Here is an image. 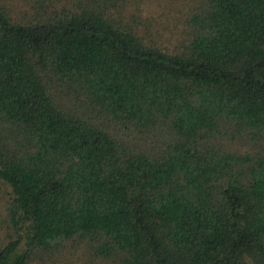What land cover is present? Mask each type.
<instances>
[{
  "label": "trees",
  "instance_id": "trees-1",
  "mask_svg": "<svg viewBox=\"0 0 264 264\" xmlns=\"http://www.w3.org/2000/svg\"><path fill=\"white\" fill-rule=\"evenodd\" d=\"M2 1L0 264H264V0Z\"/></svg>",
  "mask_w": 264,
  "mask_h": 264
},
{
  "label": "rangeland",
  "instance_id": "rangeland-1",
  "mask_svg": "<svg viewBox=\"0 0 264 264\" xmlns=\"http://www.w3.org/2000/svg\"><path fill=\"white\" fill-rule=\"evenodd\" d=\"M63 1L65 0H59L56 5L63 3ZM114 1L116 2V10L120 11V17L123 21H136L137 29L146 41H153L158 46L170 50L179 45L180 40L187 32L188 25L185 20L197 0ZM29 2V0H26V3L24 0L2 1L13 15L25 10ZM113 10L110 8L111 12ZM7 196L8 188L0 184V244L5 240V230L8 226L3 222L5 216L4 200ZM74 264L78 263L74 262Z\"/></svg>",
  "mask_w": 264,
  "mask_h": 264
}]
</instances>
